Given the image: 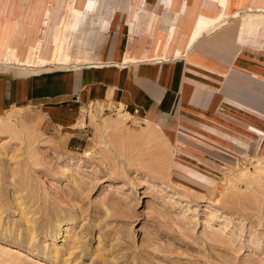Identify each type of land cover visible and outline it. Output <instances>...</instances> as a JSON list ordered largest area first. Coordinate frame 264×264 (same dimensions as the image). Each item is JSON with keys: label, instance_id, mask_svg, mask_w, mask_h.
Returning a JSON list of instances; mask_svg holds the SVG:
<instances>
[{"label": "rangeland", "instance_id": "1", "mask_svg": "<svg viewBox=\"0 0 264 264\" xmlns=\"http://www.w3.org/2000/svg\"><path fill=\"white\" fill-rule=\"evenodd\" d=\"M17 1L16 56L35 40L31 57L48 54L55 30L47 63L57 64L83 0ZM247 11L220 6L209 24ZM4 43L0 65L21 66ZM80 114L71 128L29 104L0 113V264H264V142L241 135L238 147L216 145L224 151L199 169L207 176H192L175 157L204 154V142L102 102Z\"/></svg>", "mask_w": 264, "mask_h": 264}, {"label": "crops", "instance_id": "2", "mask_svg": "<svg viewBox=\"0 0 264 264\" xmlns=\"http://www.w3.org/2000/svg\"><path fill=\"white\" fill-rule=\"evenodd\" d=\"M17 6L0 0L1 50L21 64L0 65V113L29 104L51 124L78 128L82 106L102 102L204 142V154L175 157L190 175L207 176L199 169L224 151L216 145L238 147L241 135L264 142V0H102L76 18L57 64L31 57L39 40L16 56L9 36ZM220 6L249 12L210 25Z\"/></svg>", "mask_w": 264, "mask_h": 264}, {"label": "bare ground", "instance_id": "3", "mask_svg": "<svg viewBox=\"0 0 264 264\" xmlns=\"http://www.w3.org/2000/svg\"><path fill=\"white\" fill-rule=\"evenodd\" d=\"M55 1V0H54ZM59 1V0H58ZM67 2V1H66ZM83 2H84V4H83V9L82 10H76L75 11V18H77L78 19V17L81 15V12L82 11H94L97 7H98V5H99V2H100V0H83ZM63 3V2H62ZM57 5V4H56ZM61 7V6H60ZM64 7V6H63ZM52 9V8H51ZM60 9V8H59ZM60 14V13H59ZM53 22L52 23H54V24H56L57 26L60 24V22H61V18L60 19H58L57 18V14H55V15H53ZM50 22V21H49ZM55 27V26H54ZM54 30V29H53ZM50 35V34H49ZM51 37H52V40H53V44H52V46L50 47V51H49V53L48 54H45V52H44V54H37L38 56H40V57H49L50 55H51V52L53 51V48H54V38H55V30L51 33ZM49 43V42H48ZM45 44V43H44ZM48 47V46H47ZM42 53V52H41ZM6 248V247H5ZM15 252H16V255L18 256V257H24L25 256V258L27 257L26 256V254L23 252V251H21V250H18V249H16L15 250ZM15 255V256H16ZM28 255V254H27ZM17 258V257H16ZM18 259H21V258H18ZM24 260V259H23Z\"/></svg>", "mask_w": 264, "mask_h": 264}]
</instances>
